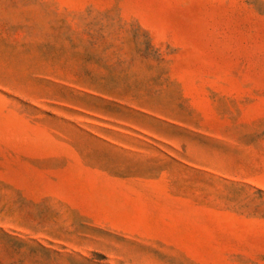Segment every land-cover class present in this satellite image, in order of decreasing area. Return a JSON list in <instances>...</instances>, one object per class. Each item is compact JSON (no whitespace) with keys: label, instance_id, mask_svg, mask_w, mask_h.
Wrapping results in <instances>:
<instances>
[{"label":"rangeland","instance_id":"obj_1","mask_svg":"<svg viewBox=\"0 0 264 264\" xmlns=\"http://www.w3.org/2000/svg\"><path fill=\"white\" fill-rule=\"evenodd\" d=\"M0 264H264V0H0Z\"/></svg>","mask_w":264,"mask_h":264}]
</instances>
